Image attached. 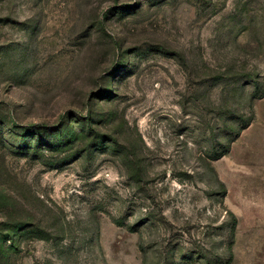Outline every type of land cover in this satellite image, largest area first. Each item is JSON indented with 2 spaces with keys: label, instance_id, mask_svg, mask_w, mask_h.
<instances>
[{
  "label": "rangeland",
  "instance_id": "obj_1",
  "mask_svg": "<svg viewBox=\"0 0 264 264\" xmlns=\"http://www.w3.org/2000/svg\"><path fill=\"white\" fill-rule=\"evenodd\" d=\"M0 264H264V0H0Z\"/></svg>",
  "mask_w": 264,
  "mask_h": 264
}]
</instances>
